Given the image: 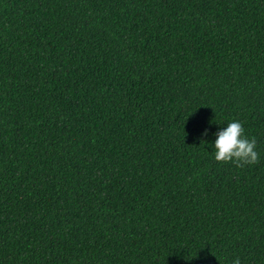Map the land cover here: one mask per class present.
<instances>
[{
	"label": "trees",
	"instance_id": "trees-1",
	"mask_svg": "<svg viewBox=\"0 0 264 264\" xmlns=\"http://www.w3.org/2000/svg\"><path fill=\"white\" fill-rule=\"evenodd\" d=\"M233 121L259 163L215 161ZM237 257L264 264V0H0V264Z\"/></svg>",
	"mask_w": 264,
	"mask_h": 264
},
{
	"label": "clouds",
	"instance_id": "clouds-1",
	"mask_svg": "<svg viewBox=\"0 0 264 264\" xmlns=\"http://www.w3.org/2000/svg\"><path fill=\"white\" fill-rule=\"evenodd\" d=\"M203 135H207V130ZM215 135V161L223 164L234 163L238 168L259 163L260 155L256 151V139L245 135V128L241 122H230L226 128ZM233 264H240L238 257Z\"/></svg>",
	"mask_w": 264,
	"mask_h": 264
}]
</instances>
